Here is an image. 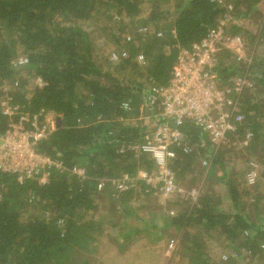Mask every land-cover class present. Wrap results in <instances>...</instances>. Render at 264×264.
I'll return each mask as SVG.
<instances>
[{
    "label": "trees",
    "instance_id": "trees-1",
    "mask_svg": "<svg viewBox=\"0 0 264 264\" xmlns=\"http://www.w3.org/2000/svg\"><path fill=\"white\" fill-rule=\"evenodd\" d=\"M260 10L264 0H0V100L7 88L18 107L10 117L0 105V137L23 115L45 124L53 113L61 124L36 149L63 166L45 184H21L0 172V264H97L108 230L116 231L108 241L120 255L140 239L157 243L175 230L190 264H264V54L254 52L245 62L227 49L216 54L219 86L242 75L255 83L240 100L244 121L237 131L239 139L253 137L245 147L232 139L212 157L203 131L185 124L192 153H179L172 169L180 187L189 174H206L195 201L167 198L169 210L179 208L169 216L154 207L160 196L145 182L125 192L113 183L124 174L156 171L150 156L127 148L151 131L144 118L160 123L145 98L168 84L180 51L205 39L227 15L233 19L228 34L255 49L264 27L258 36L245 23ZM113 50L127 57L112 62ZM20 57L28 63L13 66ZM204 158L212 159L208 170ZM257 161L263 170L246 187L249 163ZM76 167L84 178L73 175ZM209 238L226 255L215 259Z\"/></svg>",
    "mask_w": 264,
    "mask_h": 264
},
{
    "label": "built area",
    "instance_id": "built-area-1",
    "mask_svg": "<svg viewBox=\"0 0 264 264\" xmlns=\"http://www.w3.org/2000/svg\"><path fill=\"white\" fill-rule=\"evenodd\" d=\"M232 21V16L227 15L216 27L210 29L205 39L193 44L190 49L181 50L168 84L149 90L145 104L155 113V118L160 123L151 122V117L144 118L151 131L147 132L141 143L127 149L137 156H150L156 171L151 174L141 171L136 177L122 175L121 178L113 180L118 191L133 189L142 181L151 187L155 195L164 197V200L181 196L195 201L200 191H186L178 186L172 169V161L179 153H192L193 148L181 130L186 123L203 131L212 145V149H209L212 157L231 143L232 139L238 141L241 147L249 145L253 135L246 133L244 138L239 139L237 131L244 121L240 100H243L245 92L251 90L255 83L248 75H242L231 80L230 86L221 87L215 73L216 54L223 49L233 52L237 62L246 61L242 56L244 40L238 36H230L227 32ZM140 32H148V28ZM125 57L127 54L124 51L113 50L110 53L112 62H118ZM137 59L140 64L144 63V56H138ZM27 63L26 58L20 57L13 62V66H24ZM4 89L0 105L3 114L12 117L18 107L12 103L7 88ZM122 106L125 110L131 109L129 103H123ZM53 130L51 124H40L39 116L23 115L17 121H11L6 134L0 137V172L16 176L21 184L28 180L45 184L51 170L63 169L61 162L41 155L36 149L38 143L46 140ZM211 160L202 159V167L210 169ZM72 173L80 178L86 176L83 168L76 167ZM259 176L258 164L250 162L245 176L246 186H255ZM104 186L103 181L99 182L98 190L102 191ZM169 247L173 248V243Z\"/></svg>",
    "mask_w": 264,
    "mask_h": 264
},
{
    "label": "rangeland",
    "instance_id": "rangeland-1",
    "mask_svg": "<svg viewBox=\"0 0 264 264\" xmlns=\"http://www.w3.org/2000/svg\"><path fill=\"white\" fill-rule=\"evenodd\" d=\"M263 12V11H262ZM261 10L256 15H251L250 18L246 21V26L248 29L252 32V34L260 35L258 34L260 29L264 27V13L262 14ZM235 22V21H234ZM247 43H245V48L242 53V56L244 59L247 60V55L252 56L254 52H258V54H264V36H259L258 43L254 48L251 50H247ZM34 85V84H33ZM30 85V86H33ZM3 90H5L3 88ZM57 116L53 114H48L46 117V123L55 129L57 128V125L59 121H57ZM59 126V125H58ZM236 148L241 149L239 145L235 146ZM259 166L260 173L263 170V167L261 164L256 162ZM242 166V165H241ZM198 173L202 174V171L198 169ZM202 180V181H201ZM184 182V190L186 191H192V190H199L202 189L201 186H203L205 183H207L206 174L204 173L202 175V179H200V176L196 178L195 175L189 174L188 177ZM207 181V182H206ZM190 183V184H188ZM194 184V186L192 185ZM208 184V183H207ZM244 186H246L245 183H243ZM192 185V188L189 189V186ZM219 189H221V185L219 184L217 186ZM247 187V186H246ZM159 201H154L153 205L155 208H160L161 212L165 215L174 216L177 214L178 207L172 208L169 210V208L164 203V197H159ZM162 199V200H161ZM177 201V200H176ZM135 206H138L136 204ZM153 211V209H151ZM157 210V209H156ZM148 215L147 213H143ZM142 216V214H140ZM109 231H112L111 234ZM109 236L108 239L115 238L116 231L108 230ZM169 238L165 235V239H163L160 242L154 243L151 241L152 239H144L140 241L139 243H135L131 247L128 248L125 254H118V251L116 248H112L113 244L108 241V239H103L102 243L103 245L100 246L101 252L104 254L102 257H99L100 261L97 264H190V260L188 257H185L184 254L180 251V244H181V234L178 233L175 230H168L166 231ZM165 233V234H166ZM173 243V248H170L169 245ZM111 247V248H109ZM207 248L212 249V255L217 259L218 257L224 255L225 253L222 252L221 249L218 248L217 241L214 239H208L206 243ZM226 255V254H225Z\"/></svg>",
    "mask_w": 264,
    "mask_h": 264
},
{
    "label": "crops",
    "instance_id": "crops-1",
    "mask_svg": "<svg viewBox=\"0 0 264 264\" xmlns=\"http://www.w3.org/2000/svg\"><path fill=\"white\" fill-rule=\"evenodd\" d=\"M57 121H59L58 125L60 126V124H61L60 120L58 119ZM58 125H57V128L59 127ZM180 198L183 199L184 197L182 198V197L180 196V197L175 198V200H176V199H180ZM142 240H144V239H140V241H142ZM140 241H139V242H140ZM139 242H136V243H139ZM134 244H135V243H134ZM134 244H133V245H134Z\"/></svg>",
    "mask_w": 264,
    "mask_h": 264
}]
</instances>
